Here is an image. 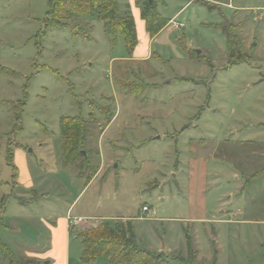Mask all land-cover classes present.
Here are the masks:
<instances>
[{
  "label": "rangeland",
  "instance_id": "374dc122",
  "mask_svg": "<svg viewBox=\"0 0 264 264\" xmlns=\"http://www.w3.org/2000/svg\"><path fill=\"white\" fill-rule=\"evenodd\" d=\"M187 1L170 0L168 12ZM205 1L216 9L190 4L176 19L184 28L166 26L150 61L123 62L124 39L111 49L97 13L50 24L48 0H0L4 224L21 208L10 196L17 151L46 173L50 192L64 182L51 169L62 163L61 119L82 115L93 170L79 173L101 174L75 212L101 222L78 234L130 221L137 246L171 264H264V0ZM225 22L240 60L229 56ZM0 264H10L1 248Z\"/></svg>",
  "mask_w": 264,
  "mask_h": 264
},
{
  "label": "crops",
  "instance_id": "0c3cea01",
  "mask_svg": "<svg viewBox=\"0 0 264 264\" xmlns=\"http://www.w3.org/2000/svg\"><path fill=\"white\" fill-rule=\"evenodd\" d=\"M116 1L121 12L128 5L130 6L136 25L137 38L139 41L142 39L145 46L141 49V43L139 42L133 57L128 58L126 52L123 62L150 61L154 56L152 48L154 41L164 29L152 38L146 30V22L141 16L142 10L137 6L136 0ZM156 1L157 12L170 22L180 17L190 4L200 3V1L205 0H188L182 3L180 7H176L173 14L168 12L171 4L170 0ZM215 3L218 2L215 1ZM104 32L106 34L105 25ZM16 154L19 160L18 163L13 164L14 181L12 184L14 193L10 194V196L14 197L21 208L12 219L14 220L13 224H4L7 218L5 207L8 198L5 194L0 196V216L3 219V226L0 228V231L3 232L2 243L11 251L14 257L23 262H33L34 264H86L84 261V247L82 243L80 245L76 243V241L81 240L78 238L80 228L70 229L68 217L90 219L89 221L93 224L101 222L96 218L75 212L78 199L87 193L91 186L100 178L101 170L96 172L92 179H87L86 176L79 175L80 173L73 167H65L63 163H58L59 166L57 165L55 169H51L55 174H60L64 177V182L62 180L61 184L56 180L55 186L49 192L52 184L50 179L46 177V173L40 170H34L33 172L31 163L26 161L25 154L20 150ZM115 163L116 161L112 165L114 166ZM73 190L76 191V198L73 199L71 204H64L66 210H59L54 206L55 204H60L62 202L60 200L64 199L65 195ZM39 202L47 209L46 212L32 210ZM63 202L66 201L63 200ZM105 221L109 220L105 219ZM88 264H109V259L99 258Z\"/></svg>",
  "mask_w": 264,
  "mask_h": 264
},
{
  "label": "trees",
  "instance_id": "16d2710c",
  "mask_svg": "<svg viewBox=\"0 0 264 264\" xmlns=\"http://www.w3.org/2000/svg\"><path fill=\"white\" fill-rule=\"evenodd\" d=\"M136 4L142 10L141 16L145 20L146 30L152 38L169 24V21L161 17L157 12L156 0H152V2L150 0H136ZM201 4L210 10L216 9L215 5L210 2L202 1ZM48 6L49 12L46 21L50 24H60L62 20H67L73 15L88 16L92 12L97 13L99 20L105 25L106 37L111 49H114L117 38L121 35L124 39L128 58L133 57L138 45V38L135 21L129 5L122 12L119 11L116 0H48ZM219 29L226 35L230 58L235 59L238 52L233 24L225 22ZM239 47L242 48L241 46ZM240 59L242 58H238V60ZM2 71L6 70L2 69ZM90 117L91 114L89 115ZM86 124L87 121L82 115L62 118L60 122L61 135L64 140L62 145V163L65 167H73L77 172L83 168L88 171L93 170L92 165L87 163L86 155H83L84 151L82 150L86 143V137L90 134L86 129ZM82 156L84 163L79 165L77 162ZM93 176L88 179H92ZM2 226L3 219L0 216V228ZM78 238L81 239L84 247V261L86 264L99 258H108L109 264H171L164 253H156L137 246L134 226L130 221L113 225L107 222L91 231L90 236L88 234H78ZM185 240L188 258H196L197 251L194 248L193 239L187 231L185 232ZM0 248L3 257L9 259L10 264H34L33 262H23L14 257L1 241Z\"/></svg>",
  "mask_w": 264,
  "mask_h": 264
},
{
  "label": "built area",
  "instance_id": "2783aa9c",
  "mask_svg": "<svg viewBox=\"0 0 264 264\" xmlns=\"http://www.w3.org/2000/svg\"><path fill=\"white\" fill-rule=\"evenodd\" d=\"M168 25H172L174 27V30H179L181 28H184V25L176 22L175 19L171 20ZM142 211L143 212H149L150 209L148 207L144 206ZM89 220L90 219L69 216L68 217V226L70 229H75V228H78V227L82 226L83 224L87 223Z\"/></svg>",
  "mask_w": 264,
  "mask_h": 264
},
{
  "label": "water",
  "instance_id": "95a60500",
  "mask_svg": "<svg viewBox=\"0 0 264 264\" xmlns=\"http://www.w3.org/2000/svg\"><path fill=\"white\" fill-rule=\"evenodd\" d=\"M150 2H152V0H150ZM198 54H199V52H198ZM83 155H86V153H85V152H83Z\"/></svg>",
  "mask_w": 264,
  "mask_h": 264
}]
</instances>
